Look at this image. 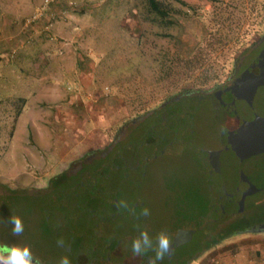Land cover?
<instances>
[{
  "label": "rangeland",
  "instance_id": "obj_1",
  "mask_svg": "<svg viewBox=\"0 0 264 264\" xmlns=\"http://www.w3.org/2000/svg\"><path fill=\"white\" fill-rule=\"evenodd\" d=\"M40 1L11 0L15 11L7 13L9 30L0 19V52H5L0 61V247L27 246L34 264H63L65 259L76 264L43 222L37 198L50 195L58 182L73 183L80 177L69 178L76 169L117 149L146 115L180 97L216 90L234 78L238 65L264 46V0H155L158 11L149 0H62L61 8L75 4L68 14L78 12L79 19L72 26L76 72L61 74L60 79L58 63L48 61V70H39L37 63L43 62V49L61 55L58 48L47 49V41L68 40L40 26V31L24 26ZM52 77L59 83H52ZM57 89L63 98L54 99ZM35 120L44 123L52 138L85 122L84 130L96 145L83 162L73 160L66 170L54 167L34 133ZM23 140L36 144L37 158L32 147L33 151L19 149ZM246 208L194 233L195 252L189 247L173 251L175 264H201L198 254L207 248L204 242H213L218 232L244 228L245 234L263 233L264 193L251 195ZM13 215L22 220L20 235L13 234Z\"/></svg>",
  "mask_w": 264,
  "mask_h": 264
},
{
  "label": "water",
  "instance_id": "obj_2",
  "mask_svg": "<svg viewBox=\"0 0 264 264\" xmlns=\"http://www.w3.org/2000/svg\"><path fill=\"white\" fill-rule=\"evenodd\" d=\"M261 191L264 46L225 87L146 115L101 168L43 207L76 264H155Z\"/></svg>",
  "mask_w": 264,
  "mask_h": 264
},
{
  "label": "crops",
  "instance_id": "obj_3",
  "mask_svg": "<svg viewBox=\"0 0 264 264\" xmlns=\"http://www.w3.org/2000/svg\"><path fill=\"white\" fill-rule=\"evenodd\" d=\"M15 5L16 1H14ZM13 7V9H10ZM15 11V6L11 4V0H0V19L4 23V26L7 27L10 25L11 22V15L7 14L10 13L9 11ZM78 12L73 13L70 15L69 22H65L61 19H58L56 22H54L53 27L51 31L54 33V35L58 37H63L68 40V42H57L49 43L47 41L46 44H44L47 49H50V47H54V50L58 48L59 54H55V56H52L49 54L48 50L43 49L41 54L39 55L41 59H43L42 63H37V68L39 70H48V61L52 59V62H56L58 68H56L57 76L60 79L61 74L65 75V73H69L71 71L76 72L77 67V52L75 51V45H74V35L75 31L73 30L74 27H72L75 22L77 23ZM38 30L40 31V27L37 25ZM9 30V29H7ZM73 34V35H72ZM51 44V45H49ZM3 48H1V52H3ZM0 52V61H4L3 54ZM56 53V52H55ZM53 57V58H52ZM52 65V64H51ZM51 67V66H50ZM52 77L51 82L52 83H59V79ZM36 83L38 85H41L40 80H36ZM33 81V82H34ZM48 82V81H47ZM59 92L56 96L58 98L54 99H60L63 98L64 95L62 91L57 89L55 91ZM53 93V92H52ZM75 118V115L72 117V119ZM85 122H81L80 125L75 126H69L68 128H64L63 132H59L61 134H55L54 137H51V132L49 130L45 129L44 123H38V121L32 122V126L34 128V133L40 136V142L41 150L46 151L51 155V158H53V166L54 167H61L62 170H66L69 164L73 163V160H82L83 157L87 156L85 159L89 157L88 151L91 149V145L95 146V139L90 141V136L88 137V130L85 129ZM19 134H26L25 130H19ZM85 133V134H83ZM48 137V140L46 137ZM23 146H19V149L26 150V149H32L34 150V157L37 158L36 150L38 149L36 147V144L31 146V144L28 141H22L19 142ZM31 149V151H33ZM44 163V158L42 156V160ZM55 161V163H54ZM72 165V164H71ZM245 230H239L231 232L224 237L215 240L214 242H211L210 247H207L199 252V256L201 257V264H264V232L261 233H253L251 234H245ZM244 233V234H243ZM260 237V238H259ZM255 238H258L257 240H253ZM196 256V255H195Z\"/></svg>",
  "mask_w": 264,
  "mask_h": 264
},
{
  "label": "built area",
  "instance_id": "obj_4",
  "mask_svg": "<svg viewBox=\"0 0 264 264\" xmlns=\"http://www.w3.org/2000/svg\"><path fill=\"white\" fill-rule=\"evenodd\" d=\"M61 4L62 0L40 1L34 11L24 20V26L28 28L30 26L38 25L42 30L52 33L51 29L54 22L58 19L67 20L70 16V13L68 14V9L72 10L75 6V4L69 2L67 6L70 8H61Z\"/></svg>",
  "mask_w": 264,
  "mask_h": 264
},
{
  "label": "clouds",
  "instance_id": "obj_5",
  "mask_svg": "<svg viewBox=\"0 0 264 264\" xmlns=\"http://www.w3.org/2000/svg\"><path fill=\"white\" fill-rule=\"evenodd\" d=\"M9 222L13 226L14 235H20L23 232V223L19 216H11ZM0 264H34V260L31 250L27 246L13 244L0 247ZM63 264H68L66 259Z\"/></svg>",
  "mask_w": 264,
  "mask_h": 264
},
{
  "label": "trees",
  "instance_id": "obj_6",
  "mask_svg": "<svg viewBox=\"0 0 264 264\" xmlns=\"http://www.w3.org/2000/svg\"><path fill=\"white\" fill-rule=\"evenodd\" d=\"M150 1V4L153 6V7H155V8H153V9H155V10H157L156 9V4H157V2L155 1V0H149ZM158 11V10H157ZM262 48V47H261ZM260 48V49H261ZM259 49V50H260ZM229 83V82H228ZM227 83V84H228ZM227 84H224V85H222L221 87H219L218 89H220V88H223V87H225V85H227ZM218 89H216V90H218ZM213 91H215V90H213ZM172 102V101H171ZM170 102V103H171ZM169 104V103H168ZM82 171H83V168H81V170H80V173H82ZM70 184H72V183H69L67 186H69ZM66 188V185L65 186H63V182H58L57 184H56V186H54V191L53 192H55V191H57V190H60V189H62V188ZM53 192H51V194L53 193ZM262 193H264V191H262ZM50 194V195H51ZM1 196V195H0ZM49 196V195H48ZM48 196H46V197H44V196H42V197H40V198H37L39 201H41V210H42V217H43V222H45L46 223V220H45V218H44V216H43V211H44V207H43V202H44V200L48 197ZM2 197V196H1ZM249 198H251V196H248L247 198H246V206H248V199ZM254 203V202H253ZM246 210H248L247 208H245V210L244 211H246ZM226 217H232V216H224V217H222L221 219H223V218H226ZM221 219H219V220H217L216 222H213V223H210L209 225L207 224V226L206 227H208V226H211V225H214L215 223H217L218 221L220 222V220ZM47 225V224H46ZM229 226V225H228ZM205 227V226H204ZM202 228V230H204V229H206V227L205 228ZM244 229V228H243ZM243 229H239V230H243ZM201 230V229H200ZM200 232V231H199ZM230 233V230L228 229V230H224V231H222V232H218V234H216L215 236H213V240L215 241V240H217V239H220V238H222V237H224L225 235H227V234H229ZM191 240H192V238H191ZM189 241V242H187V243H185V244H183V245H181V246H178V247H176L175 249H174V251H176L177 249H186V247H189V249L190 250H192L193 252H195V249H196V245L195 246H192V241ZM213 241V242H214ZM210 242H204V246L205 247H210ZM173 253V252H172ZM68 254V253H67ZM70 255V254H69ZM71 256V255H70ZM72 257V256H71ZM73 259V258H72ZM173 259H174V256H172V254H171V256L170 257H168V258H163V259H161V260H159L158 262H156L155 264H175V262L173 261Z\"/></svg>",
  "mask_w": 264,
  "mask_h": 264
},
{
  "label": "flooded vegetation",
  "instance_id": "obj_7",
  "mask_svg": "<svg viewBox=\"0 0 264 264\" xmlns=\"http://www.w3.org/2000/svg\"><path fill=\"white\" fill-rule=\"evenodd\" d=\"M259 51H256V52H254V54L252 55V57L246 62V63H243V64H239L238 65V69L236 70V75L237 74H239L251 61H252V59L256 56V54L258 53ZM235 75V76H236ZM234 76V77H235ZM233 79V78H232ZM231 79V80H232ZM231 80H229L228 82L230 83V81ZM227 82V83H228ZM227 83H225V84H227ZM228 83V84H229ZM227 84V85H228ZM226 86V85H225ZM173 102V101H172ZM170 104V103H169ZM168 105V104H167ZM116 151V149L115 150H109L108 152H106V153H104V154H102V155H97V156H95V157H93L89 162H87V163H85V164H83V165H81L78 169H76V171L73 173V174H71L70 176H69V178H71V177H74L75 175L76 176H80V177H78L75 181H73V183L72 184H70L69 186H72L73 184H75V183H77L79 180H81V179H83V178H85V177H87L92 171H95V170H97V169H99V168H101L102 167V165L114 154V152ZM86 167L87 166V169H86V174H80V170H81V168H83V167ZM91 167V168H90ZM93 167V168H92ZM84 175V176H83ZM68 178V179H69ZM69 186H66V187H69ZM65 188V187H64ZM63 189V188H62ZM246 203V202H245ZM247 206L245 205V208H246ZM216 222V221H215ZM213 223V222H212ZM196 233V232H195ZM194 235V234H193ZM193 237V236H192Z\"/></svg>",
  "mask_w": 264,
  "mask_h": 264
}]
</instances>
